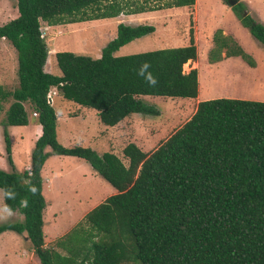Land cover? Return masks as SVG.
<instances>
[{"label": "trees", "instance_id": "1", "mask_svg": "<svg viewBox=\"0 0 264 264\" xmlns=\"http://www.w3.org/2000/svg\"><path fill=\"white\" fill-rule=\"evenodd\" d=\"M160 1V0H159ZM15 0L17 15L0 25V38L16 52L17 86H0L2 103L11 99L1 121L5 158L10 171L0 169L2 195L21 215L1 223L0 233L25 232L39 264H264V101L217 97L198 101L178 128L150 152L133 142L121 154H97L90 147H65L55 136V115L45 103L47 89L96 110L101 123L112 126L131 113L157 115L140 96L193 98L197 71L182 68L196 59L192 29L187 44L115 56L118 47L153 31V26L116 24L115 36L97 58L56 51L60 75L43 71L46 45L40 22L67 24L120 13L191 7L194 0ZM236 11L240 23L264 46V26L232 0H221ZM209 61L239 56L254 61L219 29L211 36ZM143 62L158 84L151 87L138 75ZM27 101L36 113L41 133L29 154L30 168L14 171L6 126L25 125ZM45 146L50 151H45ZM49 154L77 156L116 192L89 209L67 233L44 246L40 168ZM38 193H29V183ZM28 199V207L20 201ZM63 251L62 253L60 252Z\"/></svg>", "mask_w": 264, "mask_h": 264}, {"label": "rangeland", "instance_id": "2", "mask_svg": "<svg viewBox=\"0 0 264 264\" xmlns=\"http://www.w3.org/2000/svg\"><path fill=\"white\" fill-rule=\"evenodd\" d=\"M146 1L147 5H155L159 0ZM236 2L243 6L246 14L251 16L256 21L257 17L264 15V0H232V4H235ZM244 2L247 4V6H250L251 12H249V9H247V6H245ZM221 5L231 7V5L228 6L221 0H194V6L187 7L184 10H182L183 8L181 7H175L177 8V12L169 10L170 12L168 11V13H165L161 10L163 8L159 10L156 9L155 14H153L151 19L157 20V31H163V29L166 28V31H163L165 39V44L163 45L167 46H180V44L185 40L187 41L188 28L192 29V36L196 47L197 57L195 59V62H190L189 64H187V66L193 68L194 64L192 63H195L194 66L197 69L199 76L198 78L200 96L206 95L212 96L211 98L225 97L264 101V50H262L261 48L262 45L254 40L247 29L240 23L236 11H234L233 9L230 11H226L225 9L221 8ZM120 14H118L113 19H109V21L111 22L107 21L104 23H100L99 20H86L81 22H74L71 24H57L58 26H60L61 32H63V34L58 36L56 39V45L61 48L58 51L66 50L73 53L79 51L78 49H82L83 51H85V53L97 51L102 47V44L106 42V39H110V35H107V32L112 30L116 23H125L126 21H128L126 16H123V13ZM15 15H17L15 0H0V25L11 19ZM233 17L235 20L233 19ZM218 24L222 25L226 29L232 30L234 35L237 36L240 45L234 38H232L233 41L236 42L239 46L243 47V50L248 55H250V57L254 61V66H249L239 56L235 58L223 57L224 55L222 52L219 61L212 64L208 63L209 60H206V52L210 49V46L212 44L210 43L209 47H207L206 38L207 41H211L212 34L215 30L219 29ZM41 27H43V25ZM52 31L54 33H52ZM58 31L54 28H49L47 34H43V40L44 42L46 41L45 45L47 51L52 49V46L50 44L51 36L56 35ZM207 33H209L208 37L205 36ZM113 34H115V30ZM228 35L230 36V34H227L226 36ZM196 36L197 38H194ZM142 37L139 38L142 39ZM155 38L150 43H157L160 41V39H157L160 37ZM8 45L11 49V52L6 48L8 47ZM125 47L126 48L123 49V51L127 50V47L129 46L126 45ZM136 47L137 46H134L133 48ZM142 48L145 49L140 48V51H136L137 49H133V51L129 50L128 53H122V55L154 50L147 49L146 46ZM250 50L253 51L255 56L251 54ZM51 51H54V49ZM52 53L53 52H51V54ZM1 57L2 59H0V76H3V78H0V80L1 82H6L4 84L6 88L11 89L16 85V70L14 66V60L16 63V53L14 48L10 46L8 41L4 42L0 39V58ZM186 67H184V69H186ZM140 99L148 104L153 105L158 111V114L146 115L134 113V116H130V122H125V124H131V131L129 127L128 130L120 133V135L108 136L105 142V150L114 153L124 164H126L127 161L122 156L121 149L126 143L133 142L143 152H150L158 144L165 140L186 119H188L195 108V104L193 102L195 101V99L186 100L185 98H170L147 95L140 97ZM7 105L8 100L2 103L3 108L0 111V123L4 118V110ZM15 140L13 150L14 161L16 167L21 168V166L26 164L27 161L22 152L23 146L17 144L15 145ZM89 140L94 143L98 142L97 139ZM97 145L99 144L97 143ZM97 145H95L96 149L93 150H95L96 153H101V148L103 149V145L101 144L100 147H97ZM99 150H101V152ZM66 158L64 157L62 159H65L66 162L70 161V163L72 162L76 166L79 165V159L73 160V158H71V160ZM12 159L13 158H11V160ZM80 163H82L81 166H84L86 164L83 160ZM0 167L4 168H0L4 171H10L11 169L5 158L1 124ZM74 176L75 177L73 178L75 182L69 184L65 179L64 183L60 184L63 185L61 189L63 190L64 195L69 198V200L70 195H72L73 193V190L75 191L74 193L77 192L80 197V192L83 191H81L80 188H76V186L73 189L70 187L76 185L77 183L80 184V187L83 186V184L79 182L77 175ZM98 177L99 176H97V178L95 177L96 179H93L94 182L91 183V188L82 187L83 189H85V191L82 192L84 197H89V199H87L89 201H87L86 204L82 203V206H80L79 208L74 206V209L72 211L62 213L61 218H58L56 223L50 224L51 217H46V215L43 214L42 226L44 227H42V232L44 243L47 244V242L49 241L53 242L58 237L67 233L76 225L77 222L81 220L83 212L86 209L91 208L93 204L98 203V201H102L104 198H102L103 194H106L109 189H113V187L108 182L99 177L102 180L100 181ZM81 199L83 198L81 197ZM69 200L67 201V205L69 206H65V208L70 209L72 208V205L76 203V201L72 202ZM63 203H65V199H57L55 206L60 208V206H63ZM2 206V196H0V207ZM14 213L15 214L13 217H11L7 221H0V224L5 222L14 223L20 221L21 215L17 211H14ZM60 252L62 253L63 251L60 250ZM19 262L21 264H39L37 257L31 250V245L29 240L26 238V234L24 232L17 234L12 231H4L0 233V264H18ZM129 264L134 263L129 262Z\"/></svg>", "mask_w": 264, "mask_h": 264}, {"label": "crops", "instance_id": "3", "mask_svg": "<svg viewBox=\"0 0 264 264\" xmlns=\"http://www.w3.org/2000/svg\"><path fill=\"white\" fill-rule=\"evenodd\" d=\"M244 4H245V6H247V4L245 2H244ZM192 6H194V2L192 4ZM179 7L183 8L182 10L187 8L186 6H179ZM177 8L169 7V8H163L161 10H162V12H165V13H168L169 10H173V12H177ZM221 8L225 9L226 11L232 10L231 7H226L224 5H221ZM247 9H249V12H251L250 6H247ZM153 14H155V10H148V11H143V12H138V13L124 14L123 16H126L128 21H126L125 23H122V24L129 25V26H135L138 24H147V25L153 26V31L149 34L143 35V37L140 36V37H142V39H140L138 37V38H135V39L127 42L126 44H123L122 46L118 47L114 52H112V54L115 56H118V55H122V53H128L129 50L133 51V49L134 50L137 49L136 51H140L141 49H145V48H142L144 46H146L147 49H158V48H165V47H173V45L172 46L163 45V44H165L163 31L165 32L166 28L163 29V31L162 30L157 31V26H156L157 20L151 19ZM120 15H122V14H120ZM14 17H12V18H14ZM115 17L99 18V19H95V20H99L100 23H104L107 21L111 22V21H109V19H113ZM143 18H148V19H143ZM233 19H234V17H233ZM138 20H142V21H138ZM144 20H145V22H144ZM257 21L260 22L264 26V15L257 17ZM41 24L43 25V30H45L44 31L45 34H47V31L49 28L50 29L54 28L57 31L59 30L56 35L51 36V41H50V44L52 46L51 50L54 49V51H51V50L47 51L45 62L43 65V71L46 73L52 74V75H60V70L57 67L55 59H54V53L56 51H58L59 49H61L59 46L56 45V43H57L56 39L58 36L62 35L63 32H61V28L57 24L56 25H48L45 22H40V26H42ZM67 24H71V23H67ZM218 27L224 36H226L227 34H230V36L228 35V37L234 38L238 42V44L240 45V42L238 41L237 36L234 35V33L232 32L231 29H226L220 24H218ZM114 30H116V25L114 26V28L112 30H110L111 32L110 31L107 32V35H110V37H109L110 39H112L115 36V34H113ZM52 33H54V32L52 31ZM208 34L209 33H207L205 36L208 37ZM155 37H160V38H157V39H160V41L157 43H150L151 41L154 40ZM194 38H197V36ZM0 39L3 40L4 42L7 41L4 38H0ZM110 39H106V42ZM106 42H104L102 44V47L105 45ZM206 42H207V44H206L207 47H209L210 43L212 44L211 41L210 42L207 41V38H206ZM45 43H46V41H45ZM185 44H187L186 40L183 43H181L180 46H183ZM126 45H128L129 47H127V50L123 51V49L126 48L125 47ZM134 46H137V47L133 48ZM211 47H212V45L210 46V48ZM6 48L8 50H10V52H11L9 45ZM241 48L243 49V47H241ZM261 48H262V50H264L263 45L261 46ZM100 49H98L97 51H91V53H85V51H83L82 49H78L79 51H77L76 53H79V54L85 53V54H88L90 57L97 58L100 55ZM60 51H66V50H60ZM48 52H50V53H48ZM51 52H53V53L51 54ZM221 52L224 55L223 50ZM250 52L253 56H255L253 51L250 50ZM49 54H51V55H49ZM124 55H126V54H124ZM220 55H221V53H220ZM3 57H4V55H3ZM196 57H197V55H196ZM223 57H225V56H223ZM231 57L235 58L238 56H227V58H231ZM0 59H2V57ZM206 60H207V57H206ZM217 61H219V60H217ZM217 61H214V62H217ZM192 62H195V60ZM214 62L209 61L208 63L212 64ZM196 63H197V61H196ZM192 64L195 65V63H192ZM194 65H193V68H195ZM14 66H15V70H16L15 60H14ZM190 68L191 67L187 66L186 69L182 68V71L186 72ZM196 71H197V69H196ZM198 77L199 76H198V71H197V93H196V96L193 98H185L186 100L187 99H191V100L195 99V101H193L194 104H196L198 101L205 100L207 98L211 99V97H212V96H206V95L205 96L199 95L200 92H199V78ZM0 78H3V76H0ZM15 82H16V85L14 87H12L11 89H8V88H6V86H4V84L6 82H1V80H0V86H2L4 89H7V90L14 89L17 86L16 72H15ZM55 90H56V93L53 96L54 99H53L51 107H52L54 115H55V136H56V140H58L57 142L58 143L60 142L61 145H64L65 147H71L70 145H72V146H74V145H79V146L88 145L87 147H91V149H96L95 145H97V143H98L99 145H97V147H100L101 144L103 145L102 146L103 149L101 148V150L103 152V151H107V150H105V147H106L105 142H106L108 136L120 135V133L128 130L129 127H130V131H131V124H125V122H130V120H131L130 116H134L133 115L134 113H131V114L123 117L116 124H114L112 126H108V125H105V124L100 122V120L98 119V116L96 115L95 109L90 108V107H85V106L79 105V104H77L71 100L65 99L60 95V93L57 91L56 88H55ZM140 97H142V96H140ZM173 98H179V97H173ZM10 101H11V99H8V104L10 103ZM7 106H6V108H7ZM22 106L26 112L27 123L25 125H9V126H6V129L8 131L9 138H10V144H11L10 154H11V158H13L12 159L13 167H14L13 169L17 172H21L22 170H24V169L26 170L29 168V165H30L29 154H30V151L33 147V142L37 138V136H39L41 133L40 124L37 122L36 117L31 115L32 109H31L30 104L27 101H24V102H22ZM6 108H5V110H6ZM123 126H124V128H123ZM89 139H97L98 142L94 143ZM101 139H102V141H101ZM14 140H15V145L17 144V145L23 146L22 152H23L24 157L26 158V161H27L26 164L21 166V168H17L15 165L14 156H13ZM84 141H87V142H84ZM83 147H85V146H83ZM44 150L49 152L50 148L48 146H45ZM101 150H99V151L101 152ZM101 153H97V154H101ZM64 157L65 158L67 157L66 159L73 158V160L79 159V161H78L79 165L76 166L72 162L70 163V161L66 162L65 159H62ZM82 160H83L82 158H79L77 156L53 155V154L48 155L46 157V159L44 160V162L40 168V172H39L40 177H41V194L43 196L44 203H45L44 207L42 209L41 217L43 216V214L46 215V217H51L50 224L56 223L57 219L61 218L62 213L70 212L74 209V206L79 208L80 206H82L81 205L82 203L86 204L87 201H89V200H87V199H89V197H84V195L82 194V192L85 191V189H83L82 187L89 188L91 186V183L94 182L93 179L95 177L97 178V176H99V175L84 160L83 161L86 164L84 166H81L82 163H80V162ZM1 169H4V168H1ZM74 175H77L79 182L81 184H83V186L80 187V184L77 183L76 185H73L70 187L73 189L76 186V188H80L81 191L83 190L82 192H80V195L83 199H81V197L79 196V194L77 192L74 193L75 191L73 190L72 191L73 193H72V195H70V200H69V198L66 195H64L63 190L61 189L63 185H60V184L64 183L65 179L68 181L69 184L75 182L74 178H73V177H75ZM99 177H101V176H99ZM99 177H98V179L100 181H102ZM115 192H116V190L114 188L112 190L109 189L108 192H106V194H103L102 198L103 197L105 198L106 196L113 194ZM0 196H2V194H0ZM62 198L65 199V203H63L64 207L63 206L62 207L60 206V208L56 207L55 203H56L57 199H62ZM68 200L72 201V202L76 201V203H74V205H72V208H70V209L65 208V206H69V205H67ZM72 202H71V204H72ZM99 202H101V201H98V203ZM98 203H96V204H98ZM96 204H93V206H95ZM91 208H89V209H91ZM89 209H86L83 212V215ZM55 212H56V214H55ZM42 225H43V221H42ZM42 227H44V226H42ZM50 242L51 241L47 242V244L44 243V246H47L48 244H50ZM18 264H21V263L19 262Z\"/></svg>", "mask_w": 264, "mask_h": 264}, {"label": "clouds", "instance_id": "4", "mask_svg": "<svg viewBox=\"0 0 264 264\" xmlns=\"http://www.w3.org/2000/svg\"><path fill=\"white\" fill-rule=\"evenodd\" d=\"M150 67H151V65L148 62H143L140 69H139L138 75L143 77L149 86L155 87L158 84V81L152 75V73L150 71H148ZM26 183H29V187H28L29 193L31 195L35 196L38 193L37 187L35 185H31L30 182H26ZM0 194H2L4 197H6L8 199H15V193H13L11 191L0 190ZM20 207L21 208H27L28 207V199L27 198H23L20 201ZM14 214L15 213H14L13 209L9 205L5 204L2 207H0V221H7L11 217H13Z\"/></svg>", "mask_w": 264, "mask_h": 264}, {"label": "built area", "instance_id": "5", "mask_svg": "<svg viewBox=\"0 0 264 264\" xmlns=\"http://www.w3.org/2000/svg\"><path fill=\"white\" fill-rule=\"evenodd\" d=\"M39 31V36L43 38V34H44V30L43 27L39 26L38 28ZM56 93L55 87L51 86L47 89L46 93H45V103L49 106H52V102H53V96ZM32 116H36L35 112H31ZM27 172L29 173V170L27 169Z\"/></svg>", "mask_w": 264, "mask_h": 264}, {"label": "water", "instance_id": "6", "mask_svg": "<svg viewBox=\"0 0 264 264\" xmlns=\"http://www.w3.org/2000/svg\"><path fill=\"white\" fill-rule=\"evenodd\" d=\"M231 4H232V2H231Z\"/></svg>", "mask_w": 264, "mask_h": 264}, {"label": "bare ground", "instance_id": "7", "mask_svg": "<svg viewBox=\"0 0 264 264\" xmlns=\"http://www.w3.org/2000/svg\"><path fill=\"white\" fill-rule=\"evenodd\" d=\"M186 67V66H185Z\"/></svg>", "mask_w": 264, "mask_h": 264}]
</instances>
